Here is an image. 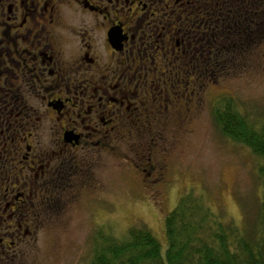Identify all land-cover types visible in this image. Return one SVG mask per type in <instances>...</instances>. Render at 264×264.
Instances as JSON below:
<instances>
[{
  "label": "rangeland",
  "instance_id": "obj_1",
  "mask_svg": "<svg viewBox=\"0 0 264 264\" xmlns=\"http://www.w3.org/2000/svg\"><path fill=\"white\" fill-rule=\"evenodd\" d=\"M70 1L53 5L54 19L51 20L50 12H46V19H42L36 28L37 31L42 30V36L49 41L57 39L58 46L53 54L57 59L61 56L62 60L70 58L73 61L86 51L89 43L100 52L102 35L96 30L97 24L109 23L110 17L104 19L101 13L96 12V15L78 10ZM235 6L239 11L244 7L241 4ZM20 7L17 4L14 8L20 11ZM232 7H228V12L232 13ZM110 15L113 16L112 13ZM230 23L234 27V23ZM255 37V42L249 38L250 43H246L244 52L237 53L238 58L224 66V72L221 66V69H216L211 65L204 73L201 68L188 69L184 64L181 71L176 68L178 76L175 78L166 69L165 74L156 78L149 70V76L141 78L136 85V96L130 99L131 103L129 101V111L127 102L110 104L112 109H127L120 117L118 127L112 129L93 120L101 131L84 130L83 138L86 139L71 151L80 164L86 165V181L85 177L82 178L78 193L75 197L69 195L68 201L53 197L60 211L44 215L46 210L42 213L41 205L33 208V212H38L39 208L42 213L40 222L38 226L29 228L31 235L23 236L20 241L14 240L15 245L9 247V254L17 256L13 263L90 264L94 234L98 230L96 222L106 226L100 228L103 233L118 236L126 234L132 226L146 225L164 246V215L173 209L181 196L187 194L198 197L224 221L238 225L251 223L258 216L263 195L259 176L261 160L246 145L220 131L212 115V106L217 99L227 96L244 113L255 117L264 113V29ZM18 38L21 39L19 46H27L34 40L33 36L27 41ZM43 42V45L47 44V41ZM226 42L233 47L231 43L237 45L239 39L228 34ZM96 52L93 50L92 53ZM158 72L161 74L162 71ZM207 75V80L212 79V82L202 85ZM89 99L85 97L84 106L76 108H86ZM161 106H164L161 126L151 133L134 131L132 136L135 132L138 136L129 139L127 132L133 124L131 121L137 120L135 116L142 113V122V117L150 116L151 111ZM40 109L46 112V116L41 122L37 120L36 128L34 115H31L34 121L30 129L32 136L25 138L27 132L24 131L16 133L18 140H35L50 146L60 138L52 127L53 123L58 124L60 116L57 112L48 111L44 105ZM78 109L68 112L76 114L77 120L97 121L98 112L90 111L79 116ZM81 127L84 126L80 123L76 125V128ZM35 171V168L25 170L26 175ZM39 199L33 197L31 201ZM53 199L45 197L43 207ZM105 203H110L108 213L103 210ZM30 210L28 208L25 214L29 215ZM43 219L47 221L43 222ZM7 223H4V231L14 232ZM24 229L21 227L20 232ZM7 237L10 236L7 234Z\"/></svg>",
  "mask_w": 264,
  "mask_h": 264
},
{
  "label": "flooded vegetation",
  "instance_id": "obj_2",
  "mask_svg": "<svg viewBox=\"0 0 264 264\" xmlns=\"http://www.w3.org/2000/svg\"><path fill=\"white\" fill-rule=\"evenodd\" d=\"M62 1L0 0V37L3 38L0 39V264H14L17 256L9 254V247L15 245L14 240L20 241L23 236L31 235L29 228L38 226L40 214L45 210L44 215L60 211L54 196L63 201H68L69 195L76 196L79 182L84 177L86 181L87 167L80 164L71 151L86 139L83 138L84 130L101 131L95 122L100 121L112 129L118 127L120 117L127 109L129 111L130 99L136 96V85L141 78L149 76V70L157 78L165 74L166 69L175 78L178 76L176 68L181 71L184 64L188 69L201 68L205 73L211 65L224 67L233 61V56L226 51L230 47L226 41L232 27L228 12L230 0H72L70 3L73 2L78 10L101 13L104 19L110 17L109 23L97 24L96 30L102 35L100 52L89 43L86 51L73 61L70 58L62 60L61 56L57 59L53 55L58 46L57 39L49 41L42 36V30L36 28L42 19H46V12H50L51 20L54 19L53 5ZM231 1L244 5L245 13L248 12L245 4L250 7L255 2ZM17 4L21 5L20 11L14 8ZM242 12L238 10L237 17L233 18L234 21L238 18L241 26L246 19ZM252 24V28H242L243 33L248 30L247 43H250L249 38L255 42V35L260 33V23ZM31 36L34 40L29 45H18L21 40L18 37L27 41ZM42 40L47 44L43 45ZM92 49L97 50L96 54ZM158 71H162L161 74ZM208 78L207 75L202 85L212 82ZM85 97L90 98L87 107L76 108L84 106ZM122 102H127V109L109 107ZM43 105L60 116L58 124L52 126L60 138L50 146L35 140H18V131L27 132L25 138L32 136L30 129L34 121L31 115L38 128L37 120L41 122L46 116L40 109ZM163 107L142 117V122V113L136 115L137 120L131 121L133 124L127 132L129 139L138 136V132L132 136L134 131L151 133L161 126ZM165 107L167 109V105ZM72 109H78L79 116L96 111L98 119L77 120L76 114L68 112ZM113 115L116 116L112 118ZM173 121L176 123L174 118ZM78 123L84 126L82 130L76 128ZM34 168V173L26 175L25 170ZM33 197L40 199L32 202ZM45 197L53 201L44 204V208ZM38 204L42 213L39 208L38 212H33ZM109 207L110 203L104 204L105 213ZM28 208H31L29 215L25 214ZM6 222L14 232L4 231ZM96 223V229L106 227ZM21 227L25 228L24 232H20Z\"/></svg>",
  "mask_w": 264,
  "mask_h": 264
},
{
  "label": "trees",
  "instance_id": "obj_3",
  "mask_svg": "<svg viewBox=\"0 0 264 264\" xmlns=\"http://www.w3.org/2000/svg\"><path fill=\"white\" fill-rule=\"evenodd\" d=\"M254 1L250 7L245 4L248 12L239 11L245 14L244 25L238 18H229L234 23L229 34L239 39L226 50L232 60L244 52L247 43L248 30L243 33L242 28L260 23L259 32L264 29V0ZM235 4L232 1L229 5L231 17L238 14ZM212 115L225 136L246 145L261 160L263 195L258 216L251 223L238 225L220 219L198 197L183 195L164 215V246L146 225L132 226L121 236L98 229L90 264H264V113L259 117L244 113L232 98L224 96L213 104Z\"/></svg>",
  "mask_w": 264,
  "mask_h": 264
}]
</instances>
